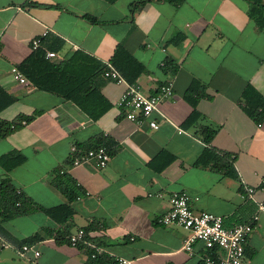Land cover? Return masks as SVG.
Here are the masks:
<instances>
[{"label":"crops","instance_id":"obj_1","mask_svg":"<svg viewBox=\"0 0 264 264\" xmlns=\"http://www.w3.org/2000/svg\"><path fill=\"white\" fill-rule=\"evenodd\" d=\"M133 1L0 0V86L12 97L0 118L40 111L0 137V155H23L6 172L0 165V178L5 172L17 191L51 207L67 201L54 183L57 169L65 168L76 193L64 223L42 211L2 221L0 264H28L17 249L33 233L38 237L28 243L39 249L37 264H91L94 246L130 264H200L205 249L199 241L188 253L181 247L185 229L156 222L172 191L184 190L194 211L220 214L224 226L250 220L257 201L264 205V191L256 187L264 173V116H248L240 97L249 84L264 98V24L258 27L248 15L249 0H147L130 12ZM43 29L62 39L57 59L79 49L105 62L121 43L144 66L135 79L144 92L170 79L172 95L151 113L157 128L124 118L118 104L124 84L104 76L99 90L109 107L95 120L70 100L18 82L10 66L30 52V38ZM164 58L173 60L174 71L161 70ZM192 79L204 94L196 101V123L185 126L191 106L183 93ZM197 125L214 129L209 143ZM97 140L108 143L103 167L93 161L67 166L72 144L80 148ZM203 147L228 157V166L221 159L216 168L194 163ZM225 167L234 175L223 173ZM246 186L255 187L251 194ZM78 228L84 235L72 245L66 235ZM244 253L245 264H264V211L253 222Z\"/></svg>","mask_w":264,"mask_h":264},{"label":"trees","instance_id":"obj_2","mask_svg":"<svg viewBox=\"0 0 264 264\" xmlns=\"http://www.w3.org/2000/svg\"><path fill=\"white\" fill-rule=\"evenodd\" d=\"M147 0H134L129 4L128 10L132 12L134 7L144 3ZM177 3L180 0H169ZM248 15L254 18L258 27L264 24V3L262 0H249ZM89 21H95V18L84 14ZM62 45V39L54 34L47 33L42 36L40 43L37 47L31 48L30 52L22 58L18 64V70L23 74L28 82L36 88L50 92L64 99L73 102L80 110H82L88 117L95 120L97 119L108 107L109 102L101 94L99 86L102 82V71L105 68L104 62L95 58L94 56L75 49L69 52L62 58H47L44 56L45 50L56 52ZM108 61L112 66L123 76L127 82H133L138 75L143 72V64L135 58L121 43H117L113 48ZM162 71H174L176 64L170 58H164L160 65ZM203 87L196 79H192L186 87L183 96L184 99L190 104L191 110L187 117L184 119L183 124L189 126L196 123L198 111L195 108L197 99L202 96ZM241 99L243 102V109L246 114L258 121L264 116V98L249 84H246L241 91ZM12 97L0 86V111L9 105ZM39 110H34L28 115H16L10 119L0 118V137H4L21 123L30 120ZM198 133L201 140L207 144L209 143L214 129L209 126L197 125ZM107 141L97 140L94 143L84 145L83 148L95 147L98 145H106ZM228 157H220L217 151L203 147L194 163L201 165H209L216 168V164L220 161L228 166ZM23 155L16 151H8L0 155V165L4 168L5 172L14 165L21 162ZM0 178V234L2 235L1 222L5 219L25 214L34 211H42L57 223L66 222L72 214V208L69 205L76 193L69 187L67 178H64L63 172L59 174V179L54 180L56 186L66 196L67 201L51 207H42L23 192L17 191L10 182L8 176L5 174ZM223 173L227 175H234L233 169L225 167ZM62 177V178H60ZM62 179V180H61ZM87 225L86 228H89ZM48 231V230H45ZM84 235V231H83ZM38 237L37 233H33L21 241L28 243ZM109 257L99 256L91 259L90 263L95 264L108 260Z\"/></svg>","mask_w":264,"mask_h":264},{"label":"built area","instance_id":"obj_3","mask_svg":"<svg viewBox=\"0 0 264 264\" xmlns=\"http://www.w3.org/2000/svg\"><path fill=\"white\" fill-rule=\"evenodd\" d=\"M46 31L43 29L38 35L30 38V48L38 46ZM44 56L53 58L55 52L45 50ZM104 64L102 76L124 84V90L118 102L123 109L124 118L137 125L145 123L150 128H157L158 123L151 113L158 111V103L161 100L172 95L170 79L158 84L153 92L146 93L138 81L127 82L109 61H105ZM10 72L18 82H28L16 66H10ZM70 150L74 154L68 159L67 166L93 161L97 166L103 167L109 158V153L104 145L77 148L72 144ZM64 170L65 168H59V172ZM256 187L264 191V173L260 176ZM254 188V186H246V193L251 194ZM189 202L190 197L184 190L172 191L168 196L166 210L157 216L156 222L163 225L175 224L185 229L187 235L183 238L181 247L188 253L191 252L192 243L199 241L205 249L200 255V264H245V241L253 229V222L257 219L258 212L264 211L263 203L256 202V210L250 220L224 226L220 214L206 210L194 211ZM66 237L68 242L73 245L83 237V230L78 228L73 233L67 234ZM103 252L102 247L94 246L88 256L95 259L102 256ZM17 253L20 256L26 254L25 258L28 264H37L39 249L34 243H22L17 249ZM130 262L129 258L116 255L95 264H130Z\"/></svg>","mask_w":264,"mask_h":264}]
</instances>
